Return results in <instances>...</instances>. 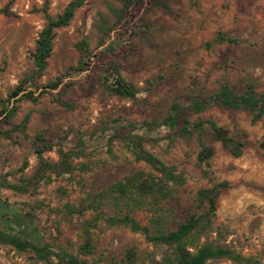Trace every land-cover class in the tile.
Listing matches in <instances>:
<instances>
[{"label": "rangeland", "instance_id": "1", "mask_svg": "<svg viewBox=\"0 0 264 264\" xmlns=\"http://www.w3.org/2000/svg\"><path fill=\"white\" fill-rule=\"evenodd\" d=\"M8 1L0 0V8ZM69 1L50 0V17L62 13ZM43 3L13 0V16H0V101L32 70L30 54L45 25L40 12ZM218 33L239 39L240 43L217 44L214 40ZM114 38H120L115 52L100 54ZM83 41L91 53L88 71L70 73L69 68L86 60L77 49ZM108 62L116 63L121 77L136 88L134 99L113 96L97 82ZM58 78V89L48 91L36 103H16L11 123L19 124L28 115V139L19 134H14L12 141L0 137V178L15 184L33 175L37 158L30 140L37 134L54 145L44 154L47 161H58L60 147L80 148L83 155L73 163L87 165L88 170L52 176L49 184L29 194L1 189L2 200L34 215L25 220L29 228L35 227L51 246L75 252L81 241V225L95 213L68 216L63 206L77 208L83 200L86 205L88 195L125 181L136 171L154 174L145 163L135 160L133 147L121 137L142 136L147 152L177 167L185 178L175 198L163 203L167 230L175 229L192 212L199 189L226 182L229 188L217 199L214 227L226 233V244L264 264V118L253 124L249 111L220 107L189 114L192 122L212 120L230 134L236 130L246 134V147L236 159L221 144L209 142L214 155L207 167L196 165L199 147L194 138L170 141L165 127L140 128L142 122L160 123L174 102L187 95H212L223 82L238 94L249 85L264 93V0H161L155 5L144 0L127 12L123 0H86L70 23L55 31L47 69L37 85ZM27 90L35 95L42 91L34 87ZM56 98L74 108L59 106ZM24 161L27 167L18 173ZM103 210L112 215L107 207ZM132 217L145 226L151 213L148 209L138 210ZM91 234V258L102 264L110 258L120 260L130 246H135L142 258L162 251L146 242L142 234L109 227L102 221ZM0 264L43 263L36 262L30 253L20 254L0 246Z\"/></svg>", "mask_w": 264, "mask_h": 264}, {"label": "trees", "instance_id": "2", "mask_svg": "<svg viewBox=\"0 0 264 264\" xmlns=\"http://www.w3.org/2000/svg\"><path fill=\"white\" fill-rule=\"evenodd\" d=\"M86 0H70L62 13L55 18L50 17L48 8L50 0H44L40 12L44 16L45 25L38 33L34 50L30 54L32 70L22 78L18 85L7 94L6 99L0 101V137L13 140L14 134L22 135L28 139L27 126L29 116H25L19 124H12L17 106L20 101L36 103L40 97L58 89L61 79L58 78L44 86L38 87L46 69L47 61L51 56L53 39L57 29L66 27L72 20L75 12L81 8ZM144 0H123L125 12L130 7H139ZM153 5L161 0H149ZM13 0L0 8V16H13L10 8ZM108 39V38H107ZM120 38L112 39L100 54H112ZM217 44L227 43L237 45L239 39L228 37L218 33L214 40ZM77 49L86 60H81L74 68H69L70 73H82L88 71L89 56L86 42H80ZM105 74L97 82L109 94L123 99H134L138 91L130 83L126 82L119 73V66L114 62H108L105 66ZM29 87L42 89L38 95ZM55 102L64 108L72 110L74 106L56 98ZM220 107L228 110L249 111L251 123H257L264 118V93L256 92L252 85L247 86L241 94L234 92L227 82L220 84L219 89L212 95H187L182 101L174 102L169 108L167 116L160 122H142L140 128L152 130L165 127L169 130V139L175 138L188 140L194 138L199 150L196 154L198 167L208 166L214 155V148L209 142H217L233 158H239L246 147V134L236 130L230 134L228 130L219 127L212 120H197L192 122L189 114H200L210 108ZM128 145L133 147L136 161H141L149 166L154 174L143 171L132 173L125 181L113 183L106 189L95 195H88L89 202L84 205V200L76 208L64 205L63 210L68 216L83 215L86 211H92L95 216L81 225L80 244L75 252L60 246L54 247L44 241L43 236L35 228H29L25 220L33 219L31 212L23 213L16 205L2 200L0 197V246L8 247L17 253H30L36 262L43 264H102L91 257L94 255L93 238L91 231L102 221L109 227H122L134 233L144 236L146 242L161 249L159 255L146 254L144 258L139 256L135 246L128 247L122 258L107 259L103 264H216L226 261L230 264H261L253 256H244L231 245L226 244V233L220 228L214 227V218L217 210V199L220 194L229 188L226 182L214 183L210 188L199 189L194 197L193 210L185 219L178 223L173 230H167L166 209L163 203L175 198L178 189L185 183L182 173L177 167L168 166L157 157L143 148L142 136H121ZM31 148L37 158V167L33 175L28 179H19L17 183H9L5 177L0 178V190H10L18 194L35 192L42 184H49L52 176L60 177L71 175L75 170L87 171V165H76L74 160L79 159L82 149L57 150L58 161L51 163L44 158V154L54 148L52 142L42 134L35 135L30 140ZM27 167L24 161L17 170L22 173ZM111 210L112 215L104 212L103 208ZM148 209L151 218L148 225L142 226L132 213L138 210Z\"/></svg>", "mask_w": 264, "mask_h": 264}]
</instances>
